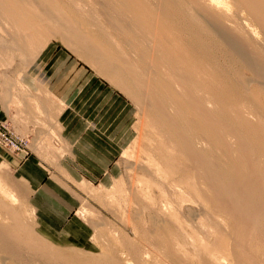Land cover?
<instances>
[{
  "label": "bare ground",
  "instance_id": "6f19581e",
  "mask_svg": "<svg viewBox=\"0 0 264 264\" xmlns=\"http://www.w3.org/2000/svg\"><path fill=\"white\" fill-rule=\"evenodd\" d=\"M156 1L0 0L13 5L24 44L58 29L118 87L140 96L143 179L130 200L150 216L146 226L130 224L135 236L169 264H264V0ZM95 5L103 21L93 20ZM105 27L118 30L117 39ZM134 35L142 41L122 50L121 40ZM4 180L0 174L7 199L0 264H20L21 250L28 264H125L110 254L33 251ZM187 204L184 221L178 214ZM161 215L163 223L154 222ZM126 245L144 264L142 248Z\"/></svg>",
  "mask_w": 264,
  "mask_h": 264
},
{
  "label": "rangeland",
  "instance_id": "374dc122",
  "mask_svg": "<svg viewBox=\"0 0 264 264\" xmlns=\"http://www.w3.org/2000/svg\"><path fill=\"white\" fill-rule=\"evenodd\" d=\"M148 2L154 7L160 3L156 0H148ZM12 8L13 5L11 7L7 2H0V76L2 78L3 94L8 89L17 94L13 100L17 110H21L26 104L34 107L36 112L35 122L42 127V130L37 132V136H34L37 140L36 144L41 148L52 150L51 161L54 163L60 162L62 166L66 161L69 163V171H73L81 178H77L76 181L69 177V181L83 195L78 210L91 231L90 243L83 249L58 248L39 237L34 228V210L29 203V190L25 181L19 178L9 165L4 164L0 166V174L3 175V180L5 179V182L2 181L3 186L9 193L12 192L11 194L15 199L14 203L10 200L6 202L10 209H14L16 213H19L17 214V216L19 215L18 219L29 230L31 243L34 246L36 245L35 248L30 243L34 247L32 250L36 249L38 252L45 251L46 253L49 251V254L55 252L74 253L80 259L110 254L122 263L137 264L136 259H133V256L130 255L131 252L128 253L129 248L124 247L128 246L126 244L131 243L132 245L135 244L133 246L137 245L138 248H142L141 251L144 255L142 258L146 255L143 258L144 260L142 259L144 264H169L168 260L163 259L164 257L159 248L142 242L137 235L135 236L134 229L131 230L132 225L135 226L136 223L141 222L146 226V220L150 216L146 211L140 214V209L130 200V196H132L130 192L133 193L131 189L134 190L136 187L138 189L140 186L136 183L143 179L142 173L137 172L140 168L138 157L140 149L138 146L143 144L142 127L145 124L142 109L138 106V104L140 105V96L137 98L128 90L118 87L113 78L108 75L109 73L103 72L99 65L84 56L82 50L63 39L58 29H42L41 37L32 39V44H24L21 41L24 36L14 25L16 14ZM21 9L23 11L26 8L21 6ZM101 11L100 6H94L93 20L100 18L103 21ZM97 29L95 25L89 26V31L92 33L97 32ZM106 29L108 28L105 27L104 31L108 32L113 40H115L114 38L117 39L115 35L118 30ZM140 40L142 41L138 35H134V39H131V41L129 39L121 40L120 47L124 51H129L134 44L140 43ZM46 53L49 54L47 59L57 54L63 59L60 85L69 87L68 91L70 92L67 95L69 98H73V101L66 102L61 97L58 99L50 93H40L39 95L43 97L39 98L37 97L38 94L31 93L29 88L20 81L21 75L31 74L34 76L36 74L34 70L38 67L39 59L43 55L45 56ZM42 59L44 60V57ZM53 66V64L50 65V69ZM38 84L42 83L38 82ZM90 93L91 99L88 108L79 111L78 104ZM138 101L139 103H137ZM90 106L96 107L92 109V113L91 110L88 112L87 117L102 116L105 125H100L97 120L93 121L86 118L85 114ZM47 109L50 113L47 112ZM67 121L70 125L69 128L66 126ZM49 122L51 124H48ZM98 130L103 135L99 134ZM69 136H71L70 140ZM91 137L93 139L98 138L100 140H98V143L102 145L103 151H106L107 158L102 159L105 165L102 167L100 174L92 172V158L83 155L84 153H90ZM29 140L31 146L30 137ZM132 155L133 158H131ZM139 156L144 160L141 155ZM24 158L20 156V159ZM112 167L114 168L113 172H111ZM96 171L97 173L100 172ZM102 177L104 179L100 182ZM5 199L0 195V200L4 201ZM191 206L185 205L184 209L178 214L184 221L188 219L185 207L187 209ZM4 214L3 211H0V217L5 218L6 214ZM157 217L159 220L156 218L154 222L163 223L164 216ZM123 241L126 242L123 243ZM41 246L42 249H40ZM22 251L17 253L16 256L19 257L20 264H28L25 263V253ZM3 255H6V253L3 252Z\"/></svg>",
  "mask_w": 264,
  "mask_h": 264
},
{
  "label": "crops",
  "instance_id": "0c3cea01",
  "mask_svg": "<svg viewBox=\"0 0 264 264\" xmlns=\"http://www.w3.org/2000/svg\"><path fill=\"white\" fill-rule=\"evenodd\" d=\"M48 55L46 53L45 56L43 55L39 59L38 67L34 70V72L36 71L34 76L31 74L21 75L20 81L29 88L31 93L38 94L37 97L39 98L43 97L39 95L40 93H50L58 99L61 97L66 102L73 101V98L71 99L67 95L70 92L68 91L69 87L60 85L63 59L59 57V54L47 59ZM52 64L54 66L50 69L49 66ZM38 82L42 84L39 85ZM1 85L2 78L0 76V120H7L14 131L20 135H28L31 138V150L28 156L20 159V156H15L0 146V163H2L0 166L9 165L18 177L25 181L29 190V203L34 210V228L39 237L62 249H83L87 247L90 243L91 231L78 210L83 195L69 181L70 178L77 181V178L80 177L73 171H69V163L66 161L63 166L60 162L54 163L51 161L52 150L41 148L36 144L35 137L37 132L42 130V127L35 122L36 112L34 107L32 105L27 106L25 102V107L17 110L13 104L17 94L10 89L3 94ZM90 99L91 93L80 101L78 110L87 109ZM95 107L90 106L86 111V118L93 121L97 120L100 125H105L102 116L87 117L88 112L91 110L92 113V109H95ZM47 112L50 113L49 109H47ZM68 121L66 126L69 128ZM98 133L102 134L99 130ZM91 138L90 153H84L83 155L92 158V172L100 174L102 167L105 165L102 159L107 158L106 151H103L102 145L98 143V138ZM113 169L112 167L111 172H113ZM96 170L100 172L97 173ZM103 179L104 177L100 179V182Z\"/></svg>",
  "mask_w": 264,
  "mask_h": 264
},
{
  "label": "built area",
  "instance_id": "2783aa9c",
  "mask_svg": "<svg viewBox=\"0 0 264 264\" xmlns=\"http://www.w3.org/2000/svg\"><path fill=\"white\" fill-rule=\"evenodd\" d=\"M29 140L17 134L7 120H0V146L24 158L29 155Z\"/></svg>",
  "mask_w": 264,
  "mask_h": 264
}]
</instances>
